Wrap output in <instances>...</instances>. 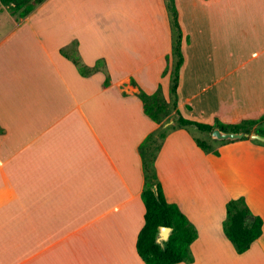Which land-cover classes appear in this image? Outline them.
Segmentation results:
<instances>
[{"label": "crops", "instance_id": "1", "mask_svg": "<svg viewBox=\"0 0 264 264\" xmlns=\"http://www.w3.org/2000/svg\"><path fill=\"white\" fill-rule=\"evenodd\" d=\"M174 5L181 116L259 123L264 0ZM19 13L0 9V264H145L136 251L145 214L139 148L159 125L136 94L160 86L169 99L166 0H43ZM76 58L104 68L81 76ZM170 125L154 168L166 201L197 231L191 264H264V143H214L215 156L189 127ZM238 198L262 220L241 255L223 233L226 204Z\"/></svg>", "mask_w": 264, "mask_h": 264}, {"label": "trees", "instance_id": "2", "mask_svg": "<svg viewBox=\"0 0 264 264\" xmlns=\"http://www.w3.org/2000/svg\"><path fill=\"white\" fill-rule=\"evenodd\" d=\"M42 2L43 0H0V5L10 11L20 12V17L24 18ZM166 8L172 31L169 99L166 100L163 97L160 86L151 95L146 94L137 87L138 92L136 94L142 102L144 114L159 125L157 132L146 137L139 148L144 174L141 199L145 208V214L144 225L136 241V251L145 264H191L193 263V256L190 246L197 239V231L176 205L166 201L154 168V161L162 142L165 140L168 132L174 129L172 126H165L171 113L170 111L174 112L175 124L178 128L195 127L198 131L207 134H211L214 129H219L225 133H256L261 136H264V132L253 128L258 123L257 121L247 120L238 124L227 125L216 120L213 125H208L190 121L181 116L177 109V87L179 70L183 63L181 53L182 33L178 24L174 0H166ZM74 63L78 67L80 75L87 77L98 70L97 67L101 65L102 61H98L93 69L81 65L78 58L74 59ZM109 82L110 77L107 75L104 85L108 86ZM131 85L136 87L133 80H131ZM241 140L249 139L243 138ZM231 142L228 141L227 143ZM196 145L205 153L213 152L205 141L196 140ZM213 154L218 156L216 151ZM161 227L171 230L168 240L164 243L163 247H160L156 243V237ZM223 233L225 240L232 245L238 255H241L248 251L260 238L262 234V220L252 214L243 198L232 199L226 204Z\"/></svg>", "mask_w": 264, "mask_h": 264}, {"label": "water", "instance_id": "3", "mask_svg": "<svg viewBox=\"0 0 264 264\" xmlns=\"http://www.w3.org/2000/svg\"><path fill=\"white\" fill-rule=\"evenodd\" d=\"M211 138L217 141H239L243 138H248L252 141H258L260 143H264V136H261L256 133H225L220 131L219 129H214L211 132ZM153 190L155 191V188L153 187ZM171 230L166 227H161L159 229L158 235L156 237V243L163 247L164 243L168 240V237L170 235Z\"/></svg>", "mask_w": 264, "mask_h": 264}, {"label": "rangeland", "instance_id": "4", "mask_svg": "<svg viewBox=\"0 0 264 264\" xmlns=\"http://www.w3.org/2000/svg\"><path fill=\"white\" fill-rule=\"evenodd\" d=\"M1 8H6V7H3V6H1L0 5V9ZM228 44H229V41H228ZM98 69H103L104 67H103V65H100L99 67H97ZM249 69H252V67H248ZM261 69L263 68L262 66L260 67ZM251 72V71H250ZM251 75V74H250ZM171 113H170V115H169V117H168V120L166 121V123H169L170 121H172L173 123H174V125H176L175 124V117H174V114H172V111H170ZM263 121V122H262ZM170 126H172V125H170ZM254 129H260V130H262L263 132H264V119L263 120H261L259 123H257L254 127H253ZM253 129V130H254ZM188 130L192 133V134H194V136H196V137H199L200 139L199 140H201V141H205V142H207V144L209 145V147L211 148V146H214V143L216 144V143H227L228 141H217V140H215V141H213L214 139H212L211 138V134H206V133H202V132H200V131H198V130H196L194 127H189L188 128ZM240 141V140H239ZM250 141H252V140H250ZM232 142H235V141H232ZM252 142H256V143H258V141H252ZM260 143V142H259ZM212 149V148H211Z\"/></svg>", "mask_w": 264, "mask_h": 264}]
</instances>
